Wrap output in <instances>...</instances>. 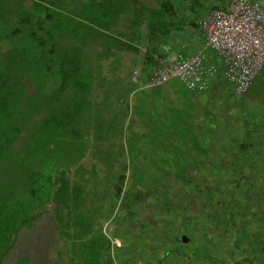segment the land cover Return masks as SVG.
I'll return each mask as SVG.
<instances>
[{
    "label": "trees",
    "instance_id": "16d2710c",
    "mask_svg": "<svg viewBox=\"0 0 264 264\" xmlns=\"http://www.w3.org/2000/svg\"><path fill=\"white\" fill-rule=\"evenodd\" d=\"M155 1L156 10L146 8L140 0H0V264L19 232L32 227L48 203L59 213V224L78 229L72 235L69 255L65 260L60 259V264H112L106 254L104 234L99 232L95 237L91 218L82 220L87 200L83 178L80 175L72 179L68 174L72 167L81 168L79 162L90 147L83 129L93 117H103L98 112L92 113L91 77L82 56L84 46L93 45L97 36L112 38L106 32L121 15L131 16L134 27L144 23L149 35L167 28L171 3ZM127 48L136 51L131 45ZM115 113L112 117H117L118 122L126 115L125 107L116 108ZM101 120L102 123L94 125L96 137L108 140L115 119ZM106 120L112 123L107 124ZM252 140L250 137L249 141L244 140L245 144L237 150L242 151L240 159L248 166L253 164L250 174L254 178L264 174V153L247 146ZM220 157L229 162V155ZM113 180L111 198L118 201L123 195L126 176L120 171ZM248 184L253 187L245 181L233 186L240 188ZM216 187L212 202L204 194L196 195L199 211L205 218L214 215L218 234L234 232L231 253L239 252L242 247L243 251L248 250L244 238L248 241L254 235V241L260 244L258 254L264 261V238L259 236L258 241L253 231L245 232L243 226L237 228L242 219L235 216L241 215L245 206L231 194V188L220 193L219 185ZM256 187L260 200H264L263 180L256 182ZM257 208L264 210V205ZM194 216L184 217V228L189 224L196 226ZM260 224L264 229L262 219ZM194 234L189 240L177 233L174 248L163 247L167 250L164 257L177 256V264H183L180 260L185 264H229L210 254L201 235ZM253 257L248 255L231 264H254ZM120 260V264L126 261ZM29 263L28 257L18 262ZM158 264H163V258Z\"/></svg>",
    "mask_w": 264,
    "mask_h": 264
},
{
    "label": "rangeland",
    "instance_id": "374dc122",
    "mask_svg": "<svg viewBox=\"0 0 264 264\" xmlns=\"http://www.w3.org/2000/svg\"><path fill=\"white\" fill-rule=\"evenodd\" d=\"M260 2L264 4V0ZM98 44L104 47L101 48ZM122 50L126 53L124 48ZM118 51L121 49L117 47L116 42L101 37L95 39L93 45L89 43L84 46L82 57L92 83L90 106L92 113L98 112L103 117H93L83 129L88 135L90 147L79 162L81 168L72 167L68 173L72 179H78L80 175L83 178L87 200L82 220L85 222L87 217L91 218L93 235L96 237L102 232L106 237L108 243H106V254L110 256L109 261L111 262L112 259V264H120V259L123 261L126 259L124 264H158L159 259L163 258V264H177V256L169 254L164 257V252L167 250L163 247L174 248L177 233L189 240H192V236L196 235L194 233H197L204 239V245L209 249L210 254L224 260L225 263L231 264L237 259L251 255L254 256V264H264L263 258L259 255L260 244L254 241V235H250L248 241L244 238L243 242L249 247L248 250L243 251L242 247L239 252H229L232 248L234 232L218 234L214 227L216 222L214 215L210 214L208 217L209 213H207L205 218L195 203L197 194L201 196L204 194L205 198L212 202L217 185L220 193L231 188L233 191L231 194L237 197L235 199H238L241 206H245V211L242 210L241 215L235 216L236 219H242L237 228L243 226L245 232L253 231L259 241V236L264 238L262 233L264 229L260 224V219L264 222V213L261 214L264 210L257 207L263 206L264 200H260L261 195L258 194L256 182L260 180L264 182V174H257L252 178L250 170L253 164L248 166L243 158H239L242 151L237 149L236 151L234 148H232L233 153L230 154L235 156L233 163L200 164L199 161L206 157V154L198 153L200 148L208 152L222 151L223 147L218 145L219 142L216 143L218 147L209 143L212 149L201 145L203 138L184 140L186 147L182 140V146H179L176 137H169L168 134L164 136L165 131H157L159 125L156 118L152 117L153 114H150L152 111L150 108L146 113L150 117H136L139 113L136 109L135 102L138 100L136 97L133 101L132 98L128 100L129 114L121 117L117 122V117H112L116 114L117 107L115 104H110L112 100L108 95L113 93L111 89L118 84V78L115 79L116 73L119 79H127L130 82H133V76L139 74L138 70L128 64V58L134 54L127 51L122 60L116 56ZM117 65H122L119 70ZM262 71V77L259 75L251 90V94L259 98L263 97L264 90V70ZM178 81L171 79L167 83ZM146 93V91L142 92V95ZM170 93H173L172 89L166 91L167 95ZM158 96L163 99L160 94ZM156 101L157 98L148 105L152 104L155 106L153 109H157ZM145 105L142 107L143 111ZM101 118L115 119L114 124L106 120L107 124L113 125L110 127L108 140L96 137L94 125L102 123ZM140 126L144 128L141 129ZM97 132L101 131L97 130ZM230 133L227 132V135ZM241 136L245 137L244 133ZM221 137L220 140L225 143L226 138ZM247 139L249 141V137L242 140L247 141ZM178 148L180 151L177 153ZM230 150L231 147L223 155H229ZM209 155H212L211 152L208 157ZM244 155H246L245 150ZM120 171H123L126 181L123 195L115 201L111 198L115 182L113 179L115 173ZM244 181L252 183L253 187L248 184L238 189L239 182L244 183ZM234 184L237 186L234 187ZM182 201L185 204H182ZM182 206L186 209L183 210ZM58 214L52 203L46 204L32 227L23 228L19 232L13 247L4 257L3 264H18L26 257L29 258V264H60L61 260H65L72 245V235L77 233L78 229L75 230L74 227L67 229L64 223L59 224ZM189 214L195 215L196 221L193 223L196 226L189 224L184 228L183 223L186 220L184 217ZM200 220L201 222L198 223ZM195 239L198 241L197 237ZM179 262L185 264L182 260ZM241 264L246 263L241 262Z\"/></svg>",
    "mask_w": 264,
    "mask_h": 264
},
{
    "label": "crops",
    "instance_id": "0c3cea01",
    "mask_svg": "<svg viewBox=\"0 0 264 264\" xmlns=\"http://www.w3.org/2000/svg\"><path fill=\"white\" fill-rule=\"evenodd\" d=\"M169 1L171 3L169 6L170 12L169 18L166 19V23L169 24L165 29L154 31L153 34L149 35L144 23L140 27H134L131 16L121 15L117 18L114 26L106 32L112 37L109 39L116 42L117 47L121 49L116 55L118 59L123 60L127 51L134 54L128 58V64L138 70L139 73L136 82L119 79L116 73L115 79L118 78V84L111 89L113 93L108 94L112 100L110 104H115L117 109L125 107V113L129 114L128 100L132 98L133 101L136 97L138 99L135 102L136 109L139 111L136 117H150L146 114L148 108H150L152 110L150 114H153L152 117L156 118L159 125L157 131H165L163 132L164 136L168 134L169 137H176L179 140V146H182V140L184 143L186 139L203 138L201 145L210 147L209 143H211L215 147H218V145L223 147L222 151H210L212 155H209V157L210 152L200 148L198 153L206 154V157L199 161L200 164L226 163L220 155L223 156L224 153H227L230 147L231 150L232 148L234 150L240 148L245 144L242 140L245 137L253 138L247 146L264 153V106H262L264 103V90L263 99L251 94L255 81L258 80L259 75L262 77L261 71L264 70V65L247 93L242 97H235L231 94L222 75L219 74L220 72L213 76L201 92L189 90L180 81L175 83L166 82L151 88L143 87L156 57L162 56L174 61L178 54L189 56L201 49L204 46V36L199 28L200 19L212 9H226L231 2V0ZM140 2L148 9H157L155 0H140ZM99 37L105 38L97 36L96 39ZM149 38L152 41H149ZM127 45L135 47L136 51L127 48ZM98 46L101 47L100 44ZM123 48L126 53L122 50ZM215 57L214 53L208 52L205 63H213ZM121 66L117 65V69L119 70ZM171 89L173 93L167 95L166 91ZM145 91L147 93L142 95V92ZM158 94L163 96V99H160L161 97ZM142 98L147 101L144 102ZM156 98L157 109H153L155 106L148 105V103L153 99L156 100ZM144 105L145 109L143 111L142 107ZM140 128L143 129L144 127L140 126ZM227 132H231L230 135H227ZM242 133L245 137L241 136ZM221 136L226 138L224 139V141L227 140L225 143L220 140ZM217 142H219L218 145ZM184 146L186 147L185 143ZM231 150L229 157L233 160V156H230V154L234 150ZM179 151L180 149L177 153ZM196 162L198 163V161ZM205 168L207 169V167Z\"/></svg>",
    "mask_w": 264,
    "mask_h": 264
},
{
    "label": "built area",
    "instance_id": "2783aa9c",
    "mask_svg": "<svg viewBox=\"0 0 264 264\" xmlns=\"http://www.w3.org/2000/svg\"><path fill=\"white\" fill-rule=\"evenodd\" d=\"M204 46L172 61L156 57L144 88L178 79L189 90L201 92L220 72L229 91L242 97L264 65V4L259 0H231L226 9H212L199 21ZM214 53L206 64L207 53ZM132 80L137 81V76Z\"/></svg>",
    "mask_w": 264,
    "mask_h": 264
}]
</instances>
